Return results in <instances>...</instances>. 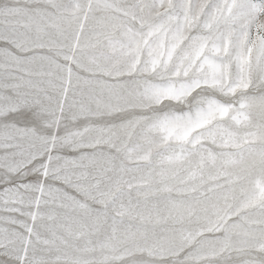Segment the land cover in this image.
<instances>
[{"label": "snow or ice", "instance_id": "obj_1", "mask_svg": "<svg viewBox=\"0 0 264 264\" xmlns=\"http://www.w3.org/2000/svg\"><path fill=\"white\" fill-rule=\"evenodd\" d=\"M0 264H264V0H0Z\"/></svg>", "mask_w": 264, "mask_h": 264}]
</instances>
